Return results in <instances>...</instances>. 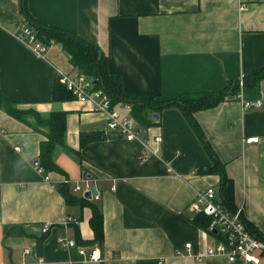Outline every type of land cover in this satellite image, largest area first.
<instances>
[{"label": "crops", "instance_id": "crops-1", "mask_svg": "<svg viewBox=\"0 0 264 264\" xmlns=\"http://www.w3.org/2000/svg\"><path fill=\"white\" fill-rule=\"evenodd\" d=\"M25 1L42 23L94 42L126 92L160 100L219 89L225 95L193 112L197 127L180 109L167 107L158 118L150 112L148 126L134 119L141 137L126 140L91 102L54 91L61 86L58 71L83 72L59 42L39 53L18 37L25 21L21 0H0V89L18 108L64 113L70 148L53 151L57 170L47 172L53 186L33 166L44 136L0 109V264H245L223 255L195 259L219 238L195 224L190 203L197 190L212 186L227 209L242 208L246 226L264 241V77H253L264 66V0ZM256 100L259 106L242 104ZM115 107L133 117L129 104ZM82 135L90 137L83 145ZM248 136L258 140L245 143ZM221 170L232 182L228 200ZM85 177L99 200L74 190ZM61 185L89 203L67 202ZM92 205L103 216L101 241L90 225ZM57 236L99 247L102 260L82 262L77 248L59 246ZM186 243L190 254H177ZM256 253L264 264V252Z\"/></svg>", "mask_w": 264, "mask_h": 264}, {"label": "trees", "instance_id": "trees-1", "mask_svg": "<svg viewBox=\"0 0 264 264\" xmlns=\"http://www.w3.org/2000/svg\"><path fill=\"white\" fill-rule=\"evenodd\" d=\"M21 10L25 15L24 20L32 27L39 39L48 43L51 41L59 42L68 53L71 64L95 81V86L103 87L110 94L113 104L125 102L130 105L131 115L141 126L145 127L151 124L150 112L159 113L163 108L176 107L190 120L194 127H197L193 119V112L215 106L224 98V89L187 92L171 100H160L155 95L148 93L134 94L126 92L122 87L120 76L109 72L107 56L102 53L94 42L73 31L37 20L27 10L25 0H21ZM253 77L256 80L264 77V66L253 74ZM57 83L61 86L56 85L54 91L65 90L73 95L58 78ZM234 87L236 88V85ZM0 109L25 122L34 131L44 136L39 143L38 162L46 172L57 170V166L53 161L54 149L61 146L66 150H70L65 143L66 122L64 113L55 111L48 115H41L36 111L18 108L17 103L6 98L1 89ZM89 139V136L84 137L82 135L80 144L83 145ZM206 148L212 153L208 145H206ZM212 170L213 168L210 169V171ZM220 173L222 177L221 189L224 198L228 200L232 194V182L222 170ZM58 190L67 202H77L80 205L89 203L86 199L73 196L67 185H61ZM92 210L93 215L90 218V225L94 231V240L101 241L103 239V216L96 206L92 205ZM194 222L196 225L207 229L209 218L202 213H197Z\"/></svg>", "mask_w": 264, "mask_h": 264}, {"label": "built area", "instance_id": "built-area-1", "mask_svg": "<svg viewBox=\"0 0 264 264\" xmlns=\"http://www.w3.org/2000/svg\"><path fill=\"white\" fill-rule=\"evenodd\" d=\"M16 35L28 43L34 50L39 53H44L47 49L48 42H44L38 38L31 26L26 21H21L18 25ZM58 80L63 83L67 89L71 91L74 98L80 102L89 101L94 109L103 113L108 122V128L117 130L126 140H136L141 137V129L136 125L133 117H122L112 103L110 94L103 88L95 86L90 77L83 73L69 74L65 71H58ZM241 96V94H240ZM245 108L259 106L260 100L253 102L242 101ZM162 137L157 135L154 137L155 142H160ZM255 136H248L244 139L245 143L256 142ZM148 141H145L147 147ZM17 151L22 149L21 146L15 148ZM140 159L142 157L140 156ZM34 168L43 176L44 181L50 182L55 186L54 181H51L49 174L39 164L38 159L33 161ZM63 184L68 183L67 179L62 180ZM95 187L88 177L82 179L81 184L74 186L75 191H80L83 195L85 192H90L92 199L99 200L98 191H92ZM96 188V187H95ZM190 208L196 213H202L209 218L207 231L215 234L219 239L215 244L208 245L203 254L194 256L197 261H201L206 256L223 255L229 261L242 259L245 264H259V254L257 250L264 252V241L254 235L246 226L242 217V208L235 211L227 209L216 198V190L212 186H207L201 190H197L194 199L190 203ZM49 228V224H45L42 228V233H45ZM215 231V232H214ZM56 241L59 246L64 248L76 247L82 262L101 261L102 254L97 246L85 247L76 245L73 238L67 236H57ZM191 243L184 245V251L178 250L179 255L190 254ZM29 252L28 248L24 250ZM69 264H80L77 261H70Z\"/></svg>", "mask_w": 264, "mask_h": 264}, {"label": "water", "instance_id": "water-1", "mask_svg": "<svg viewBox=\"0 0 264 264\" xmlns=\"http://www.w3.org/2000/svg\"><path fill=\"white\" fill-rule=\"evenodd\" d=\"M94 82H95V81H94ZM153 117H154V118H158V114H157V113H154V114H153ZM92 191H93L94 193L97 192V190H96L95 187H93ZM84 197L90 199V197H91L90 192H89V191H88V192H85V193H84ZM214 232H215V231H214Z\"/></svg>", "mask_w": 264, "mask_h": 264}]
</instances>
